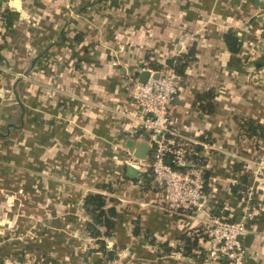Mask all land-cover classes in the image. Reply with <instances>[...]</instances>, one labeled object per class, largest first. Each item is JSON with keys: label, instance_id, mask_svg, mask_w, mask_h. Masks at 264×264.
Returning a JSON list of instances; mask_svg holds the SVG:
<instances>
[{"label": "crops", "instance_id": "0c3cea01", "mask_svg": "<svg viewBox=\"0 0 264 264\" xmlns=\"http://www.w3.org/2000/svg\"><path fill=\"white\" fill-rule=\"evenodd\" d=\"M5 10L11 22L0 15V264H41V254L53 264L108 256L86 233L88 193L105 195L115 209L110 235L99 236L112 259L225 264L205 254L211 210L223 199L224 214L244 224V264H264V129L258 140L239 130L245 118L264 128V76H257L264 54L252 55L264 0H0ZM228 30L240 38L236 54L223 41ZM190 49L170 106L169 137L202 146L206 198L201 209L168 212L151 202L158 193L150 173L127 174V150L148 143L129 83L150 69L145 65L165 66ZM206 93L209 111L198 101ZM235 163L243 164L240 172ZM241 173L243 203L230 193ZM246 202L257 209L251 218L243 216Z\"/></svg>", "mask_w": 264, "mask_h": 264}, {"label": "built area", "instance_id": "2783aa9c", "mask_svg": "<svg viewBox=\"0 0 264 264\" xmlns=\"http://www.w3.org/2000/svg\"><path fill=\"white\" fill-rule=\"evenodd\" d=\"M261 32L252 43V55L256 54L257 57L264 54V35ZM149 70L150 76L145 82H139L136 78L129 84L131 98L139 110L137 118L141 128L147 133L151 152L145 159H139L133 156V151L127 150L125 163L135 167L138 172L150 173L158 193L151 202L162 209L168 212L201 209L206 198L204 166L191 163L186 157L185 147L167 137L174 133L170 115V106L178 91L177 82L173 80L174 73L167 68ZM153 72H158L156 78L151 76ZM257 76L261 80L264 73H258ZM171 163L180 169L172 167ZM243 213L246 218H251L257 213V209L246 202ZM243 231V222L237 221L231 215L213 216L212 222L206 228V261L221 260L225 264H244L245 248L239 240ZM101 264L131 263L114 258Z\"/></svg>", "mask_w": 264, "mask_h": 264}, {"label": "trees", "instance_id": "16d2710c", "mask_svg": "<svg viewBox=\"0 0 264 264\" xmlns=\"http://www.w3.org/2000/svg\"><path fill=\"white\" fill-rule=\"evenodd\" d=\"M0 15L2 16L3 20L7 21V24L11 22L10 17V11L5 10V11H0ZM262 32L261 34L264 35V23L262 24ZM81 34H77L75 37V40H80ZM223 41L227 47V49L233 53L236 54L239 52L241 48V41L239 36L235 31L228 30L223 34ZM193 51L190 49L187 53L180 54L172 59H168L166 61V65L163 66L160 63H150L149 65H145L146 67L158 71L163 68L170 69L175 75L177 76H183L185 73V69L189 63V61L192 58ZM209 93V92H208ZM208 93L206 94H201L198 96V101L199 102H205V105H202V108L205 109V111H209L212 109L211 105V94L209 95ZM207 96V97H206ZM206 100V101H204ZM209 100V101H208ZM263 126L255 121L253 118H245L241 119L239 121V130L247 135L248 137H255L258 139H261L263 137ZM168 135L167 137L170 138ZM179 143L185 147L186 149V157L191 163H195L198 165H202V146L195 144L190 141H179ZM168 160V159H167ZM171 166L174 168H179L178 166L174 165L171 163ZM234 171L235 172H240L243 168L242 163H235L234 164ZM237 182L234 184L230 185V193L231 196L239 200L241 203H243L247 198V175L246 173H241L238 175L236 178ZM104 187L107 186L108 189L110 187L107 184H103ZM107 199L106 196L103 194L99 193H88L85 195L82 201V206L84 211L89 214L90 216V221L88 222L86 226V233L92 238L96 239V242L100 245V248L103 251V254H108V256H105L104 258H99L96 261H92L93 264H101L105 260H109L113 258V255L110 252L105 251L104 249V242L102 239L99 237L101 235L109 236L112 228H113V217L116 215L114 207L110 206L107 207ZM225 201L222 199L216 203L214 208L211 210V214L214 217H221L225 216L223 209L225 207ZM99 226L101 228H104L105 231L101 233L99 230ZM137 227H135V230L133 231L134 233H138L136 230ZM183 239V244H184V253L187 254L188 251L190 250V239L189 237H182ZM194 241V240H192ZM39 255V254H38ZM42 256H39L42 258L41 264H48L51 263L53 264L55 261L44 255L41 254Z\"/></svg>", "mask_w": 264, "mask_h": 264}, {"label": "water", "instance_id": "95a60500", "mask_svg": "<svg viewBox=\"0 0 264 264\" xmlns=\"http://www.w3.org/2000/svg\"><path fill=\"white\" fill-rule=\"evenodd\" d=\"M150 76V70L149 69H142L138 75L137 80L139 82H145L147 78ZM153 78H156L158 76V72H153L151 74ZM173 80L175 82H178V76L174 75ZM150 146L147 142H139L134 148H133V156L139 159H145L148 152H149ZM127 174L130 177H136L137 176V169L131 165H127Z\"/></svg>", "mask_w": 264, "mask_h": 264}, {"label": "rangeland", "instance_id": "374dc122", "mask_svg": "<svg viewBox=\"0 0 264 264\" xmlns=\"http://www.w3.org/2000/svg\"><path fill=\"white\" fill-rule=\"evenodd\" d=\"M262 84H264V82H263ZM259 85H260V84H259Z\"/></svg>", "mask_w": 264, "mask_h": 264}]
</instances>
